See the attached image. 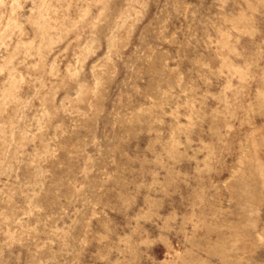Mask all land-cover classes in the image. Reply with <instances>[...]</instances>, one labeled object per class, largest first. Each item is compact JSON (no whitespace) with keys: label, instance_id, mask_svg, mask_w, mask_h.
Instances as JSON below:
<instances>
[{"label":"rangeland","instance_id":"obj_1","mask_svg":"<svg viewBox=\"0 0 264 264\" xmlns=\"http://www.w3.org/2000/svg\"><path fill=\"white\" fill-rule=\"evenodd\" d=\"M0 264H264V0H0Z\"/></svg>","mask_w":264,"mask_h":264}]
</instances>
